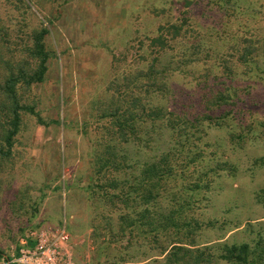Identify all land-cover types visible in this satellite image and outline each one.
<instances>
[{
  "label": "rangeland",
  "instance_id": "obj_1",
  "mask_svg": "<svg viewBox=\"0 0 264 264\" xmlns=\"http://www.w3.org/2000/svg\"><path fill=\"white\" fill-rule=\"evenodd\" d=\"M0 18L14 39L18 28L49 29V72L26 98L46 123L57 122L44 127L24 115L0 167V264L41 230H66L75 264H164V251L190 240L182 234L211 249V264H237L223 259V249L243 245L248 264H264V0H12L0 2ZM184 21L180 35L167 36L176 49L163 61L177 72L158 104L186 122L208 113L205 100L216 92L235 94L238 105L224 109L223 126L173 131L162 124L141 144L119 141L103 117L113 94L129 92L147 71L160 29ZM188 59L197 63L187 68ZM168 152L175 171L150 211L202 229L178 235L127 227L120 219H139L145 209L123 200L138 183L137 165ZM101 156L113 160L99 175ZM110 185L122 195L115 203L103 199Z\"/></svg>",
  "mask_w": 264,
  "mask_h": 264
},
{
  "label": "trees",
  "instance_id": "obj_2",
  "mask_svg": "<svg viewBox=\"0 0 264 264\" xmlns=\"http://www.w3.org/2000/svg\"><path fill=\"white\" fill-rule=\"evenodd\" d=\"M11 1L0 0L3 3ZM19 1L16 0V4ZM2 23L3 20L0 18V167L12 156L16 139L22 131L24 115L36 118L37 124L40 126L50 127L57 124V122L46 123L36 111V105L29 104L26 98V94L31 89L46 81L49 62L52 58L46 43V39L50 35L49 29L31 28L25 32L18 28L15 30L18 35L14 39L11 30L3 28ZM184 26H186V21L181 25L161 28L159 35L151 40L156 57L149 64L147 71L140 72L136 79L130 82L134 84V88L129 92L113 94L112 104L103 117L112 121L115 135L119 141L125 144L132 142L141 144L146 135L156 134L158 127L162 124L173 131L193 128L197 123L223 126L227 120L226 114L223 112L224 109L238 105L240 98L235 97V94L232 95L228 90L216 92V94L207 96L205 100V111L208 113L202 118L186 122L176 120V115L169 106L158 104L159 100L168 99L167 82L173 77L171 72H177L166 67L163 61L169 49L171 51L176 49L171 44V40H167V36L172 33L180 35ZM20 34H23L24 37L19 38ZM248 51V49L245 50V55L249 54H246ZM251 55L253 53L248 56ZM187 63L186 67L188 68L197 62L188 59ZM241 63L246 66L253 64L251 60L241 61ZM203 78L209 81V73L203 75ZM216 111L220 112V115L215 114ZM170 156L171 153L168 152L152 163L137 165L142 168L140 177L137 178L138 183L130 186L129 191L133 192L128 191L127 194H124L123 200L126 203H132L135 207H144L145 209L139 219L123 216L124 218H121L120 222L127 227H135L139 224L161 233L175 230L178 235L186 230L200 231L202 229L198 224L195 226L196 223L180 220L181 217L178 215L160 216L156 213L152 214L150 211L152 205L154 206L162 200L166 179L175 171L170 167V159H172ZM111 160L113 157L112 159H107L104 156L101 158L99 175L105 172V168L111 163ZM262 164H264V160H262ZM189 165L190 163L185 164L184 169H189ZM116 189H118L117 186L110 185V191L106 192L103 199L108 203H115L122 199V195L113 194ZM194 190L198 192L199 187L194 186ZM135 202H137L136 205ZM151 215H154L155 218L149 220ZM122 231L124 233V230ZM123 235L125 236V234ZM182 236L190 240H179L173 244L174 247L170 251H164V255L167 253L164 264H211L213 261L211 249L199 248L195 242L196 239L192 238L195 236L194 234H182ZM260 248L259 244L257 250ZM223 250L225 251V255L222 256L224 260L237 264H248L251 252L248 245L226 246ZM3 256V253L0 252V259ZM6 261L8 264H15L10 257H6Z\"/></svg>",
  "mask_w": 264,
  "mask_h": 264
},
{
  "label": "built area",
  "instance_id": "obj_3",
  "mask_svg": "<svg viewBox=\"0 0 264 264\" xmlns=\"http://www.w3.org/2000/svg\"><path fill=\"white\" fill-rule=\"evenodd\" d=\"M73 245L66 230H41L20 242L15 264H75Z\"/></svg>",
  "mask_w": 264,
  "mask_h": 264
}]
</instances>
